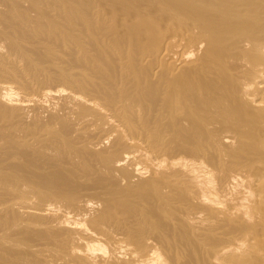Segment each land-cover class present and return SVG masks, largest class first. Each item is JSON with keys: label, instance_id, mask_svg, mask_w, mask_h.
I'll return each instance as SVG.
<instances>
[{"label": "bare ground", "instance_id": "6f19581e", "mask_svg": "<svg viewBox=\"0 0 264 264\" xmlns=\"http://www.w3.org/2000/svg\"><path fill=\"white\" fill-rule=\"evenodd\" d=\"M0 264H264V0H0Z\"/></svg>", "mask_w": 264, "mask_h": 264}]
</instances>
